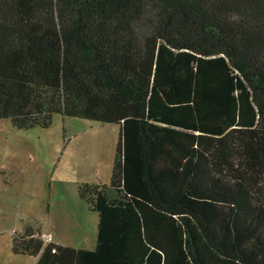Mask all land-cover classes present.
Masks as SVG:
<instances>
[{"label": "trees", "instance_id": "16d2710c", "mask_svg": "<svg viewBox=\"0 0 264 264\" xmlns=\"http://www.w3.org/2000/svg\"><path fill=\"white\" fill-rule=\"evenodd\" d=\"M119 127L83 184L94 249L14 232L34 264H264V0H0V118Z\"/></svg>", "mask_w": 264, "mask_h": 264}, {"label": "rangeland", "instance_id": "374dc122", "mask_svg": "<svg viewBox=\"0 0 264 264\" xmlns=\"http://www.w3.org/2000/svg\"><path fill=\"white\" fill-rule=\"evenodd\" d=\"M118 137L113 123L61 114L30 129L0 118V264H34L12 249L13 233L30 227L57 244L96 247L98 215L79 189L110 183Z\"/></svg>", "mask_w": 264, "mask_h": 264}, {"label": "crops", "instance_id": "0c3cea01", "mask_svg": "<svg viewBox=\"0 0 264 264\" xmlns=\"http://www.w3.org/2000/svg\"><path fill=\"white\" fill-rule=\"evenodd\" d=\"M40 233L42 234V236L49 235V241H52L53 242V240L51 239L52 238V235L50 234V232L48 230L45 231V232L40 231Z\"/></svg>", "mask_w": 264, "mask_h": 264}, {"label": "built area", "instance_id": "2783aa9c", "mask_svg": "<svg viewBox=\"0 0 264 264\" xmlns=\"http://www.w3.org/2000/svg\"><path fill=\"white\" fill-rule=\"evenodd\" d=\"M45 242H49V235H44L42 236Z\"/></svg>", "mask_w": 264, "mask_h": 264}]
</instances>
